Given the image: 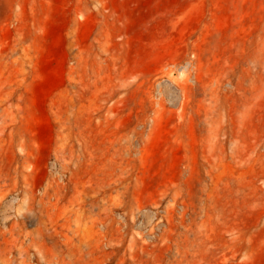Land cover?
<instances>
[{"label": "rangeland", "instance_id": "374dc122", "mask_svg": "<svg viewBox=\"0 0 264 264\" xmlns=\"http://www.w3.org/2000/svg\"><path fill=\"white\" fill-rule=\"evenodd\" d=\"M0 264H264V0H0Z\"/></svg>", "mask_w": 264, "mask_h": 264}, {"label": "built area", "instance_id": "2783aa9c", "mask_svg": "<svg viewBox=\"0 0 264 264\" xmlns=\"http://www.w3.org/2000/svg\"><path fill=\"white\" fill-rule=\"evenodd\" d=\"M159 212L157 210H152L145 208L141 212L137 213V219L139 221V225L143 228L144 234L148 238H153L156 239L157 237L161 236V233L164 231V227L166 225L165 219H166V212L165 211H160V215L158 214ZM120 218H123L122 215H119ZM157 220V224L155 227L151 230L148 228V222L147 220L149 218H153Z\"/></svg>", "mask_w": 264, "mask_h": 264}]
</instances>
